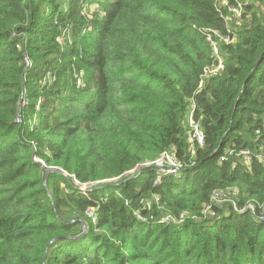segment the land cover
Listing matches in <instances>:
<instances>
[{
    "label": "trees",
    "instance_id": "1",
    "mask_svg": "<svg viewBox=\"0 0 264 264\" xmlns=\"http://www.w3.org/2000/svg\"><path fill=\"white\" fill-rule=\"evenodd\" d=\"M249 1L236 25L216 0H0V264H42L55 237L46 264H264L263 222L203 214L216 192L264 204V0ZM208 32L233 41L202 81ZM168 151L178 175L151 165Z\"/></svg>",
    "mask_w": 264,
    "mask_h": 264
},
{
    "label": "built area",
    "instance_id": "2",
    "mask_svg": "<svg viewBox=\"0 0 264 264\" xmlns=\"http://www.w3.org/2000/svg\"><path fill=\"white\" fill-rule=\"evenodd\" d=\"M237 5L236 6H230L227 2V0H216V6L218 8V11L221 10L223 7L227 8L229 15L228 19H231L232 21H236V25H239L238 19L241 17L242 14V5L244 4L242 2V0H236ZM230 34V33H229ZM205 38L206 40L210 43V47L212 50V54L214 55V57L217 60V66L213 67V68H205L202 72L201 75V80H205L207 77L209 76H213L215 75L220 69L223 68L222 66V61H221V57L219 55V51H218V47H217V41H223L226 44H229L233 41V39L229 36H220L215 34L214 32H208L205 34ZM213 36L217 39H213ZM190 108H192V112H190L189 116H188V140L189 142L192 144L191 148H190V160L194 155V146L198 145V146H202L204 143V136L202 133V130L200 128V125L193 119V109L195 108L194 103L191 104ZM16 123L19 122V118H17ZM237 157H240L245 164H249L250 160H251V154L248 150H243L240 151L237 155ZM221 160H225V158H221ZM39 161V160H37ZM156 165V166H166L167 170L166 171H162L164 173L167 174H171V175H178V173L180 172L181 168L184 166L183 162L181 160H179L178 158H176L175 154L173 152H163L153 163H151V165ZM44 165V164H43ZM235 195V194H234ZM229 204L234 211L237 212H244V211H249L252 215V220L254 222H263L264 223V204L259 205L258 209L256 210L254 208V206L252 205H247L243 208L238 207V205L236 204V202L230 198L227 197V194H221V193H214L212 195L211 198V202L208 205H205L203 208V214L205 216H211V217H215L216 216V212L213 210V206H221L223 204ZM126 204H128L126 202ZM85 214L87 215V217L89 219H91L92 223H96V216L95 213L92 209H87L85 211ZM135 217L137 220H139L142 223H146L147 222V218L139 213L136 212L135 213ZM160 222L163 224H171V225H176L181 223L184 219L185 216L180 215L178 217H173V216H169V215H163L162 218H160Z\"/></svg>",
    "mask_w": 264,
    "mask_h": 264
},
{
    "label": "water",
    "instance_id": "3",
    "mask_svg": "<svg viewBox=\"0 0 264 264\" xmlns=\"http://www.w3.org/2000/svg\"><path fill=\"white\" fill-rule=\"evenodd\" d=\"M149 166H150V165H143V166H140L139 168H136L133 172H131V175H130V177H129L128 179L132 178L133 175L142 172L143 170H145V169L148 168ZM154 167H155L156 169H158L159 171H166V170H167V167H166V166H162V167H160V166H156V165H154ZM50 171H51V172H54V173H59V174L63 173L62 170H61V169H58V168L50 169ZM91 186H92V185H90V184H89V185H81V186H80V189H81L82 191H84V192H87V191L90 190ZM44 187H45V189L47 188V186H46V181H44ZM80 223L82 224V232L79 233V234H76V235H74V236H68V237H66V239H78V238H80V237H82V236L85 235V233L87 232V226H86V224H85L83 221H80ZM61 239H65V237H55V238H53L52 240H50V241L46 244V246H45V248H44V253H43V258H42V264H46V257H47L48 250H49L50 246H51L53 243H55L56 241L61 240Z\"/></svg>",
    "mask_w": 264,
    "mask_h": 264
},
{
    "label": "rangeland",
    "instance_id": "4",
    "mask_svg": "<svg viewBox=\"0 0 264 264\" xmlns=\"http://www.w3.org/2000/svg\"><path fill=\"white\" fill-rule=\"evenodd\" d=\"M242 2L244 3V4H241L243 7H242V13L244 12V13H246V11H245V6H250V1L249 0H242ZM258 5H256L255 7H257ZM229 20V19H228ZM234 193H235V191L233 192V195H234Z\"/></svg>",
    "mask_w": 264,
    "mask_h": 264
}]
</instances>
